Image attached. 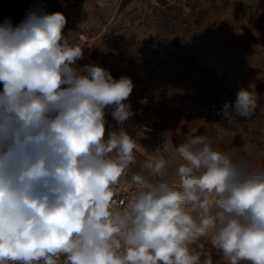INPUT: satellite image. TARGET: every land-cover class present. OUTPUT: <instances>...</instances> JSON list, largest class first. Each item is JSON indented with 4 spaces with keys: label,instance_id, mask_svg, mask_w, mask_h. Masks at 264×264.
<instances>
[{
    "label": "clouds",
    "instance_id": "clouds-1",
    "mask_svg": "<svg viewBox=\"0 0 264 264\" xmlns=\"http://www.w3.org/2000/svg\"><path fill=\"white\" fill-rule=\"evenodd\" d=\"M66 24L39 8L0 23V264H213L201 238L227 264H264V168L195 135L170 174L161 155L131 172L134 84L77 67ZM257 99L240 89L217 112L223 128L235 134ZM106 107L121 125L107 136Z\"/></svg>",
    "mask_w": 264,
    "mask_h": 264
},
{
    "label": "rangeland",
    "instance_id": "rangeland-1",
    "mask_svg": "<svg viewBox=\"0 0 264 264\" xmlns=\"http://www.w3.org/2000/svg\"><path fill=\"white\" fill-rule=\"evenodd\" d=\"M37 8L65 15V34L84 49L77 67L90 60L116 80H132L125 102L134 115L123 125L137 144L131 172L153 155L168 161L169 174L182 162L166 136L139 119V109L154 100L189 113V136L205 135V125L214 150L231 149L236 159L264 168V0H0V23L10 17L18 25ZM253 88L255 114L241 118L235 134L226 131L217 112L240 89ZM110 113L106 107V136L121 127ZM219 129L231 133V143Z\"/></svg>",
    "mask_w": 264,
    "mask_h": 264
},
{
    "label": "crops",
    "instance_id": "crops-1",
    "mask_svg": "<svg viewBox=\"0 0 264 264\" xmlns=\"http://www.w3.org/2000/svg\"><path fill=\"white\" fill-rule=\"evenodd\" d=\"M85 64H91L90 60L87 62L84 60L82 65ZM2 90L3 85L0 84V91ZM138 114L139 119L146 125V128L151 130V132L157 131L159 134H164L167 138L166 142L169 143L171 147L172 144L177 147L179 143L185 142L194 126L190 120L189 113L185 109L162 100L151 101V103L139 109ZM201 127L206 131L205 135H207L210 128H207L205 125H201ZM221 132V129H219L216 133L219 137L223 136L222 139L227 138L231 143V133L227 136L222 135ZM226 152H231V149ZM173 153H175V151ZM199 245H203V250L212 257L213 264H227L222 254L212 248L208 239L201 238L193 247L199 250ZM245 263L246 262H244V264Z\"/></svg>",
    "mask_w": 264,
    "mask_h": 264
},
{
    "label": "built area",
    "instance_id": "built-area-1",
    "mask_svg": "<svg viewBox=\"0 0 264 264\" xmlns=\"http://www.w3.org/2000/svg\"><path fill=\"white\" fill-rule=\"evenodd\" d=\"M128 198H130V192H124V193L118 194L115 197V200H116L117 205H119L120 207H123L124 204H126ZM121 201H124V204H121ZM64 259H66V257H61L58 264H63Z\"/></svg>",
    "mask_w": 264,
    "mask_h": 264
}]
</instances>
